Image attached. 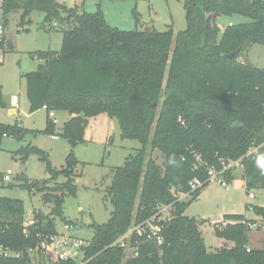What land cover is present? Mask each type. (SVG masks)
Wrapping results in <instances>:
<instances>
[{
  "label": "trees",
  "instance_id": "16d2710c",
  "mask_svg": "<svg viewBox=\"0 0 264 264\" xmlns=\"http://www.w3.org/2000/svg\"><path fill=\"white\" fill-rule=\"evenodd\" d=\"M177 1L186 27L174 33L171 27L119 30L107 24L100 9L79 11L57 0H1L4 25L12 10H21L22 22L35 10L62 32L60 50L38 53L43 62L22 75L30 113L41 108L68 113L56 133L48 114L43 132L60 136L73 148L85 142L88 119L106 114L118 120L121 138L140 143L113 170L105 195L113 210L105 222L89 225L92 235L83 264H264V243L248 246L243 214H225L227 223L214 225V235L233 244L215 251L206 248L199 223L184 214L210 182L208 168L222 171L230 184L235 167L224 166L239 161L246 192L264 188V68L237 60L250 45L264 46V0ZM225 15L247 20L226 25L219 35L216 20ZM0 108H7L1 86ZM27 132L17 123L0 122V142L4 137L21 140ZM31 150L46 161L49 177L20 186L42 192L43 200L53 204L51 213L61 217L63 190L75 194L76 168L83 163L70 152L65 167L56 171L40 150ZM154 150L162 163L151 156ZM60 175L66 181L49 191L47 183ZM193 179L202 184L191 191ZM182 193L188 196L179 198ZM160 205L171 207L158 222L161 244L135 236L140 241L136 256L111 246ZM245 210L264 226V206L246 204ZM24 217L20 199L0 196V247L20 254H0V264H33L29 251L36 248L38 235L56 231L51 220L36 215V224L25 234Z\"/></svg>",
  "mask_w": 264,
  "mask_h": 264
},
{
  "label": "rangeland",
  "instance_id": "374dc122",
  "mask_svg": "<svg viewBox=\"0 0 264 264\" xmlns=\"http://www.w3.org/2000/svg\"><path fill=\"white\" fill-rule=\"evenodd\" d=\"M79 11L95 12L100 9L108 25L119 30H144L153 28L165 31L170 27L174 33L185 29V11L177 0H57ZM1 4V0H0ZM0 20L2 19L0 11ZM241 15H225L218 17L216 22L220 28L219 35L226 25L246 21ZM48 28V29H47ZM5 38L7 43L0 46V85L3 87V99L9 100L12 95L19 99L18 113L9 115L5 108H0V122L18 124L29 130L23 139L17 140L4 137L0 142V173L11 170L9 181L0 180V196L20 199L24 205V219L39 215L42 220H51L54 229L68 232L80 238H90L92 231L89 225L105 222L113 210L109 198H105L106 189L113 175V170L121 166L126 158L135 153L140 143L133 139L120 136V128L116 118L99 114L88 119L85 130V142L71 147L60 136L44 133L48 113L39 109L29 113L25 94V83L22 74L34 71L43 59H37L40 52H57L61 47L62 32L57 23L46 24L43 14L32 11L21 21V10H12L6 15ZM238 61H245L256 67L264 68V46L252 44L246 48ZM55 133L58 132L68 118L64 111H53ZM50 118V117H49ZM40 150L47 158L53 170L65 167V159L70 152L83 164L76 168L74 195L64 191L62 216L51 213L53 204L43 200V193L20 186L21 183L40 182L49 177L46 161L32 152ZM151 156L162 163L158 150ZM243 167H235V180L227 188L217 180L210 181L184 210V214L199 223L204 244L209 251L221 247H231L232 242L214 235L215 223L221 217V212L241 210L244 203H257L262 190L252 189L255 197L249 198L241 183ZM65 177L60 175L47 183L49 191L59 189ZM62 191V194H63ZM58 192V191H56ZM228 212V211H227ZM238 212V211H234ZM166 211L162 216L168 217ZM248 215L249 247L260 248L264 243V226L261 220H254ZM64 224L69 228L65 229ZM33 257V255H32Z\"/></svg>",
  "mask_w": 264,
  "mask_h": 264
},
{
  "label": "built area",
  "instance_id": "2783aa9c",
  "mask_svg": "<svg viewBox=\"0 0 264 264\" xmlns=\"http://www.w3.org/2000/svg\"><path fill=\"white\" fill-rule=\"evenodd\" d=\"M5 25L3 20H0V46L5 43ZM13 103H16V96H12ZM50 119L55 123L53 111L49 113ZM241 166L239 161L228 163L224 166V169L231 167ZM214 169H207V175L209 181L217 180L221 186L227 188L228 184L221 177L220 173ZM11 170H7L4 173L3 180L9 181L11 179ZM202 184L198 179H193L189 182L190 190L193 191L200 187ZM188 196L187 193L179 194V198ZM250 198L254 197L252 192L248 193ZM171 207L170 205H160L158 211L149 219L142 223L133 224L123 235H121L112 245H117L125 250H129L132 256H136L138 253V245L140 241L135 239V236L144 237L143 241L153 239L156 243H162L161 226L158 224L160 220L166 218L161 213L166 211L169 214ZM36 224L35 218L24 219L22 223L23 232L28 234L30 227ZM64 228L67 229L69 226L64 224ZM39 241L35 249L30 250L33 264H58L61 262H74L75 264H83L86 261L85 249L90 244L89 238H80L70 235L68 232L55 231L51 233L39 234ZM0 254L4 256L17 257L20 254L18 252H11L6 248L0 247Z\"/></svg>",
  "mask_w": 264,
  "mask_h": 264
},
{
  "label": "crops",
  "instance_id": "0c3cea01",
  "mask_svg": "<svg viewBox=\"0 0 264 264\" xmlns=\"http://www.w3.org/2000/svg\"><path fill=\"white\" fill-rule=\"evenodd\" d=\"M7 43V39L5 40V43L4 44H6ZM3 44V45H4ZM2 46V45H1ZM48 51H51V50H48ZM2 65V64H1ZM1 67V66H0ZM23 75V74H22ZM1 86V89H2V95H3V87H2V85H0ZM25 94H26V91H25ZM12 96H16V95H12ZM26 100H27V97H26ZM5 101V103L7 104V108H5L6 109V112H7V114H9V115H15V114H17L18 113V107H19V99H18V97L16 96V103H13V101H12V97H11V99H9V100H4ZM27 104H28V109H29V102H28V100H27ZM41 109H45V108H41ZM46 110V109H45ZM30 113V112H29ZM32 113H34V112H32ZM68 116V115H67ZM48 118V117H47ZM68 118H69V116H68ZM67 118V119H68ZM47 120V119H46ZM46 126V125H45ZM55 137H57V136H55ZM240 172V175H241V183H242V185L244 186V181L242 180V171H239ZM5 173V172H4ZM3 173V174H4ZM233 175L235 176L236 175V172H234L233 173ZM235 178H236V176H235ZM229 185V184H228ZM244 188H245V186H244ZM262 190V194L260 195V198L257 200V203H255L254 205H260V206H264V188H258V190ZM249 197V196H248ZM255 197V196H254ZM250 198V197H249ZM246 204H250V202H245L244 203V209H243V212L241 211V210H227V211H225V212H221V217L218 219V221L215 223V224H221V225H224L225 223H227L225 220H224V218H223V215H225V214H243L244 215V217H245V219H248L247 218V216L249 215L250 216V214H252L251 216V218H255L254 220H258L260 217H258V216H256L252 211H246L245 210V205ZM253 204V203H252ZM234 211H238V212H234ZM260 220V219H259ZM261 222V221H260ZM222 243H224V244H226V243H230V242H228V241H222ZM232 246V245H231Z\"/></svg>",
  "mask_w": 264,
  "mask_h": 264
},
{
  "label": "water",
  "instance_id": "95a60500",
  "mask_svg": "<svg viewBox=\"0 0 264 264\" xmlns=\"http://www.w3.org/2000/svg\"><path fill=\"white\" fill-rule=\"evenodd\" d=\"M237 53H238V50H236V51L230 53V54H229V58L234 57Z\"/></svg>",
  "mask_w": 264,
  "mask_h": 264
}]
</instances>
